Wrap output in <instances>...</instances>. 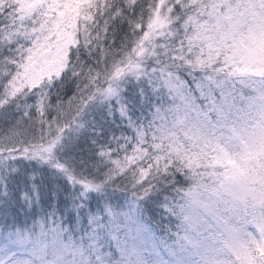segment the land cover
Masks as SVG:
<instances>
[{
	"label": "rangeland",
	"instance_id": "rangeland-1",
	"mask_svg": "<svg viewBox=\"0 0 264 264\" xmlns=\"http://www.w3.org/2000/svg\"><path fill=\"white\" fill-rule=\"evenodd\" d=\"M156 1L141 38L109 70L107 79L113 76L118 80L107 86L87 84L81 94L60 104L58 118L44 124L45 135L26 143L31 148L36 141L42 142L37 157L51 160L53 169H42L29 154L23 155L24 162H17L14 151L24 143L9 144L1 138L0 151L13 165L11 182H21V194L13 205L9 172L0 164V264H223V257L218 261L209 258L208 252H213L204 251L203 245L220 252V241V248L229 256L225 259H230L233 245L239 244L238 230L228 223L233 212L240 215L244 232L254 237L258 252L264 253L258 214L264 203L257 206V198L248 191L258 184L254 158L264 155V0H190L183 5L188 13L179 19L181 26L174 24L178 18L170 19L173 2L166 0L167 10L162 12L163 0ZM40 2L0 0V14L10 21L12 31L3 26L0 45L16 39L17 26L33 17ZM56 3H50L45 17L48 32L39 30V47L32 45L16 61L8 83L12 95L4 98L3 105L17 93L25 95L42 86L62 69L72 37L69 32L61 34L57 28L62 24L50 16L57 9ZM145 51L146 59L154 61L149 68L128 66ZM126 65L127 73L120 79ZM138 79L152 87L147 89L155 90L154 96L158 91L168 94L164 110L157 114L160 119L146 125V131L151 129L153 157L157 162L167 161L169 169L183 173L189 181L179 200L165 204L170 218L162 222L176 227V234L165 243L140 217L137 204L118 191L120 184L112 182L132 169L136 155L115 161L105 179L97 171L88 172L86 166L69 161L75 153L65 147L92 127L88 112L104 111L108 106L126 111L121 104L124 85L126 80L132 84ZM93 92L98 93L96 100L75 121ZM195 95L193 103L190 98ZM196 108L212 121L206 134L204 123L193 114ZM240 110L243 117L232 119ZM0 121L8 131L7 138L25 124L20 115L12 114ZM68 123L73 128L55 138ZM137 135L140 141L142 135ZM235 144L243 157L233 155ZM49 194L55 196L49 211L60 203V212L50 217L43 201ZM226 207L224 216L220 209ZM60 224L66 235L58 228ZM241 243L250 252V246ZM249 261L247 264H257L256 259Z\"/></svg>",
	"mask_w": 264,
	"mask_h": 264
},
{
	"label": "trees",
	"instance_id": "trees-1",
	"mask_svg": "<svg viewBox=\"0 0 264 264\" xmlns=\"http://www.w3.org/2000/svg\"><path fill=\"white\" fill-rule=\"evenodd\" d=\"M52 1L57 2V9L50 16L56 18L62 24L57 29L61 34L69 32L72 37L68 56L61 63L62 69L56 71L49 81L44 82L42 86L36 87L25 95L24 93H17L10 98L8 103L3 105L4 98L6 99L9 95H12L8 83L11 76H14L13 71L15 70L16 61L21 58V55H25L32 45L35 44L36 48L39 47L40 39L38 35L41 28H44V33L48 32L44 22ZM168 1L173 2L175 5L173 11L170 12V19H173V17L178 18L177 23L174 24L181 26L182 22L179 19L185 18L188 13L183 5L190 0ZM39 4L41 5L33 14V17L17 26L19 30L16 39L8 44L0 45V118L6 114H12L20 115L25 119L24 126L16 129L9 138L6 137L8 131L4 130L5 126L0 121V143L2 142L1 138H4V141H8L9 144L12 142L24 143L23 146L14 151V159L22 163L26 159L23 155L29 154V158L34 164L42 166V169L49 170L53 167L51 160L42 156L37 157V148L43 147L42 142L36 141L31 148L26 143H32L35 139L45 135L44 124L59 116L60 104L70 97L81 94V90L86 88L87 84L95 82L100 86H107V83L118 80L117 77L113 76L107 79L109 70L141 38L147 19L152 15L158 2L156 0H41ZM166 4L167 1L163 0L160 8L162 12L167 10ZM2 10L5 12L6 8ZM2 16L0 14V30L5 26L10 31V21ZM30 32L31 34H29ZM144 50L146 49L144 48ZM138 56H140L136 57L138 60L132 61L128 65L129 67L136 65V67L149 68L154 63V61L146 59V51L139 53ZM8 67H11V69L9 70ZM6 69H8L7 72ZM127 70L126 65L119 76L120 79L124 78ZM182 77L185 79L184 75ZM137 82L130 84L126 80L124 85L121 104L125 106L126 111L117 108L110 109L108 106L104 111L88 112L90 118L88 122L91 123L92 127L86 129L87 126L85 125L86 130L80 134L79 138L68 141L65 147L75 153V155L68 157L69 161L75 162L81 167L86 166L84 168H87L88 172L97 171L98 175L105 179L110 177L111 165H114L115 161L125 157L128 159L130 156L136 155L137 160L133 157L135 162L132 164V169H127L125 174L120 175V179L112 180V182L114 185L120 184L118 191L123 193L127 200L137 204V212L140 217L148 222L156 236L162 240V243H165L172 237L171 235L176 234V227L173 224L162 222L164 218H170L166 213L165 204L179 200L183 195L182 191L188 187L189 181L183 173H179L176 169H169L166 164L167 161L157 162L155 160L152 155L154 147L150 142L149 135L151 129L146 131V125L156 124V120L160 119L157 114L164 110L168 94L158 91V94L154 96L155 90L147 89L152 88L151 86H146L141 79H138ZM155 84L158 88V84ZM97 94V92L90 94L92 98L88 100L86 105H83L81 112L76 115L75 121L88 110L89 105L96 100ZM189 94L190 90L186 93V97H189ZM196 97L197 95L193 99L190 98V100L194 103L193 100ZM198 111L199 109L196 108L193 114L198 116L197 121L202 120V123H204L203 131L206 134V128L210 126L212 121L206 119L203 113L199 114ZM225 114L232 117V113L228 114L226 109ZM241 114L242 111L240 110L237 116L233 115L232 119L239 120L243 117ZM210 119H213V116ZM199 122H197L198 125ZM72 126L74 125L68 123L55 138L63 137L69 129L73 128ZM137 132L142 135L140 141L137 138ZM15 134L18 136L13 138ZM159 147V151L162 150V146ZM236 149L235 144L233 145V155L243 157L242 151ZM62 159L64 160V157ZM254 159L256 164L254 170L255 181L258 184H254L252 189L248 188V191L254 193L252 197L257 198L259 202L257 206H260L264 203V155L256 156ZM98 162H103V164ZM0 164L5 165L8 172L13 166H11L8 159H4L1 151ZM155 167H159V169H153ZM132 171L135 173L132 174ZM9 175H11L10 172L7 181L9 199L15 205L16 196L21 194L19 192L21 182H18L19 185H17V182L16 184L11 182L12 178ZM48 197L43 201H45L47 207L46 213L50 217L51 213L60 212V203L54 207L53 211H49L53 207L55 196L49 194ZM260 209V212H258L261 218L259 226H261L264 237V205ZM227 210L228 207L220 209L224 216H226ZM230 218L231 220L228 223H231L232 228L234 225L238 230L237 232H239L237 242L239 244L233 245L230 259H225L229 256L220 248V241L217 245L220 252L211 250L205 244L203 250L206 252L212 251L213 253L208 252L211 256L209 258L217 259V261L223 257V264H247L250 262L249 260L254 259L257 260V264H264V253L258 252V248L253 241L254 237L245 233L244 228L240 227L243 223L240 215L233 212ZM44 219L50 221L46 217ZM53 219L55 220V217ZM54 220L51 221L53 225L55 224ZM58 228L63 235H66L63 231V224H60ZM57 236L59 239L61 237L60 233L56 234V238ZM204 236L210 239L209 234L206 233ZM240 239L244 244L250 246V252L247 248H242L243 243ZM104 254L106 255L105 251ZM244 257L248 258L244 259Z\"/></svg>",
	"mask_w": 264,
	"mask_h": 264
}]
</instances>
